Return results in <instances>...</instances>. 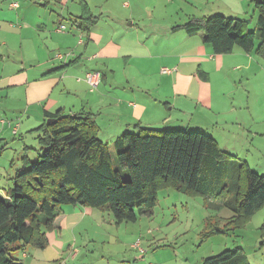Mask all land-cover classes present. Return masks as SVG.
Segmentation results:
<instances>
[{
    "label": "crops",
    "instance_id": "obj_1",
    "mask_svg": "<svg viewBox=\"0 0 264 264\" xmlns=\"http://www.w3.org/2000/svg\"><path fill=\"white\" fill-rule=\"evenodd\" d=\"M84 1L96 18L89 32L79 29L88 12L80 0H0V144L8 133H38L46 113L86 112L110 147L137 126L199 131L251 170L264 171V59L239 47L215 54L201 31L188 28L190 18L221 12L142 11L147 0H118L121 11H106L104 0ZM91 71L101 73L95 90L83 81ZM102 214L63 206L47 247L24 248L21 263L67 264L62 255L75 261L81 253L79 236L85 246L115 239L103 236Z\"/></svg>",
    "mask_w": 264,
    "mask_h": 264
},
{
    "label": "trees",
    "instance_id": "obj_2",
    "mask_svg": "<svg viewBox=\"0 0 264 264\" xmlns=\"http://www.w3.org/2000/svg\"><path fill=\"white\" fill-rule=\"evenodd\" d=\"M253 2L258 12L254 31L248 29V21L222 15L190 18L188 28L201 31L215 54L239 47L264 59V0ZM79 4L81 11H88L80 15L79 29L89 32L96 18L84 0ZM136 129L119 135L110 147L98 137L92 114L46 113L36 129L43 154L32 163L26 154L29 148H24L22 168L10 177L12 188L0 194V264H22L12 253L46 248V234L65 205L110 213L116 225L135 223L138 214L153 215L159 191L172 189L220 201L230 210L224 230H211L218 233L242 228L264 207V173L257 174L245 161L219 149L211 136ZM262 229L264 233V220ZM211 231L205 229L201 238ZM239 251L224 250L201 264H250Z\"/></svg>",
    "mask_w": 264,
    "mask_h": 264
},
{
    "label": "rangeland",
    "instance_id": "obj_3",
    "mask_svg": "<svg viewBox=\"0 0 264 264\" xmlns=\"http://www.w3.org/2000/svg\"><path fill=\"white\" fill-rule=\"evenodd\" d=\"M101 4L106 7V11H121L118 0H104ZM143 7L153 8L155 11H188L190 14L204 11L215 14V11H219L225 17L244 18L249 22L250 31H254L257 24L258 12L253 0H177L172 4L167 0H147L142 2L141 8ZM95 9L102 11L103 8ZM142 11L146 10L143 8ZM38 135L37 132L23 130L17 136L10 133L5 136L7 144H0V194L9 192L12 188L10 177L22 168L20 156L23 153L16 147H29L28 157L32 163L43 154L44 150H40L37 144ZM111 157L113 165L117 167L113 150ZM260 162L264 163V155ZM252 171L259 175L264 173L263 169L252 168ZM121 173L123 179L127 178L126 171L121 170ZM102 216L107 225L102 229L103 236L106 238L110 235L115 239L85 246L83 235L79 236L81 253L75 261H69V254L62 255L67 264H201L202 259L224 250H240L239 254L250 264H264V207L242 228L221 233L211 230H216V227L224 230L226 220L232 216V212L220 201L206 200L200 196L191 197L172 189L157 193V205L151 217L138 214L135 223H123L118 227L114 225L110 213L103 212ZM109 224L111 225L108 226ZM205 229L211 233L201 238L200 234ZM135 241L140 242L145 253L140 254L130 248V244ZM21 253L19 251L12 255L22 260Z\"/></svg>",
    "mask_w": 264,
    "mask_h": 264
},
{
    "label": "built area",
    "instance_id": "obj_4",
    "mask_svg": "<svg viewBox=\"0 0 264 264\" xmlns=\"http://www.w3.org/2000/svg\"><path fill=\"white\" fill-rule=\"evenodd\" d=\"M64 28H65L64 25H60L58 27V30L61 31ZM56 57L59 58V59H61L62 58V55H57ZM161 72L162 73H168L169 70L163 68V69H161ZM83 81L88 85V87H89L90 90H95L99 86V84L101 82V73L99 71L87 72L83 76ZM15 131H16V129H15ZM15 131H14V133H15ZM133 248L138 249L139 251L143 252V249L140 247L139 242L135 243L133 245ZM147 264H154V263H151L150 262V263H147Z\"/></svg>",
    "mask_w": 264,
    "mask_h": 264
},
{
    "label": "water",
    "instance_id": "obj_5",
    "mask_svg": "<svg viewBox=\"0 0 264 264\" xmlns=\"http://www.w3.org/2000/svg\"><path fill=\"white\" fill-rule=\"evenodd\" d=\"M46 122H47V123H49V122H52V123H53V122H54V120H53V119H51V120H50V119H48Z\"/></svg>",
    "mask_w": 264,
    "mask_h": 264
}]
</instances>
